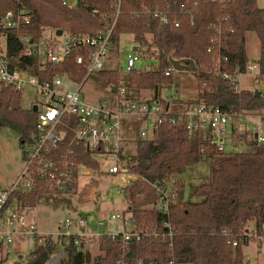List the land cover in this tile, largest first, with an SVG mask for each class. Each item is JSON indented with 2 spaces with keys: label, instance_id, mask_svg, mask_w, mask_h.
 <instances>
[{
  "label": "trees",
  "instance_id": "trees-1",
  "mask_svg": "<svg viewBox=\"0 0 264 264\" xmlns=\"http://www.w3.org/2000/svg\"><path fill=\"white\" fill-rule=\"evenodd\" d=\"M20 2L31 11L32 19L20 31L7 33V54L13 59L19 55L18 34H28L35 40L52 28L71 37L93 36L100 29L113 25L111 45L122 35H132L136 52L143 50L142 56H152L157 62L155 69H139L126 76L131 91H154L153 99L164 103L160 90L163 85L172 83V77L164 75L170 61L191 60L197 68L194 74L198 93L196 100L188 105L220 108L229 115L264 113V91L255 98L252 91L235 89L238 85L236 75L244 74L249 63L246 41L250 33L259 45L258 58L253 62L258 66L259 77L264 78V8H259L256 0H231L223 4L209 0H120L118 9L116 0H76L72 10L64 7L60 0ZM17 8L13 0H0V18ZM156 10L170 11L171 17L178 18L179 27L161 25L152 17ZM224 18L228 19L223 23L228 31L224 34L222 60L217 66L207 49L217 37L218 22ZM75 55L73 53L57 66L48 65L43 79L66 75L75 83L82 82L85 70L75 64ZM30 64L36 66L33 62ZM100 74L109 84L118 81L115 71ZM223 75L229 79H224ZM20 100V91L0 84V127L15 131L22 145L34 132L36 115L22 109ZM248 144L251 149L245 153L205 151V145L198 138L188 139L183 126L170 127L168 124L158 127L154 140H134L128 167L146 183L136 181L126 187L129 207L124 213L135 222L137 231H147V235L127 242H122L121 234L114 238L101 235L99 255L94 260L82 250L84 238L73 235L65 247L66 258L61 264H248L243 248L254 240L253 234L259 235L264 227V143L260 146H255L254 142ZM205 154L211 155L213 162L208 182L194 191L202 198L200 202L185 201L180 185L168 216L151 207L157 197L150 184L170 175H182L197 165ZM85 164L93 167L90 159L85 160ZM71 191L75 194L76 187ZM41 194L53 193L44 188L26 194L11 193L4 210L14 202L21 209H30ZM252 222L254 227L250 230ZM76 240L80 246L74 244ZM122 244H129L125 251ZM57 246L58 242L51 235H37L26 261L10 264H45ZM0 264H8V258L0 256Z\"/></svg>",
  "mask_w": 264,
  "mask_h": 264
},
{
  "label": "built area",
  "instance_id": "built-area-1",
  "mask_svg": "<svg viewBox=\"0 0 264 264\" xmlns=\"http://www.w3.org/2000/svg\"><path fill=\"white\" fill-rule=\"evenodd\" d=\"M13 1L17 3L18 8L7 11L0 18V84L20 92L27 87L32 88L35 91L33 103L37 108L35 111L30 110L36 115L34 132L30 140L22 144L23 168L11 190L0 192V256L8 258V264L12 255L17 256V262L26 261L30 254L21 257L18 253L20 244L29 236L33 238L37 235L41 236L36 233L35 227L26 222L25 209L19 208L17 202L4 210L11 193L26 194L44 188L53 194H73L71 191L73 186L76 187L77 192L82 185L86 188L87 185L96 184V180L91 178L92 174L99 176L107 173L121 178L117 185V193L125 198L126 187L136 181L146 183V180L130 172L128 167L133 153L129 154L127 140L122 137L121 123L125 116L138 117L144 122V127L134 140H154L158 127L168 124L170 127L183 126L187 131L188 139L194 141L198 138L205 145V151L245 153L251 149L248 142H254L255 146L264 143L262 117L264 113L229 115L220 108H205L202 104L176 105L173 93L164 98V103L154 99L141 101L136 99L134 92L128 87L129 91L120 85V80L111 83L110 91L118 97L112 107L101 101L96 104L88 103L81 96L80 91L87 77L102 72L103 62L111 46L110 36L113 25L108 29H100L93 36L83 34L71 37L63 33L51 39L43 35L34 40L28 34H18L16 43L20 50L18 57L13 59L7 54V33L20 31L22 27L28 26L32 19L31 11L22 7L20 0ZM60 1L68 10L76 7V0ZM209 1L223 4L231 0ZM116 6L118 9L120 0H116ZM152 17L163 26L178 28L180 25L176 16L171 17L170 11H153ZM227 20L224 18L218 22L217 37L211 41L212 45L207 49V53L213 56L212 61L217 66L222 60L221 50H225L224 34L228 29L224 28L223 23ZM73 53H76L75 64L85 70L82 82L75 83L66 75L43 79L48 65L62 64ZM139 61L140 56L136 52L126 57V75L139 70L136 66ZM30 62L35 63L36 66L32 67ZM175 72L177 71L170 63L164 75L172 77ZM246 73L252 75L254 84L262 87L258 66L253 60L246 66L244 74L236 75V80L238 81L239 77ZM223 78L229 79L227 75H223ZM64 82H70L75 87L65 88ZM259 91L263 92L264 89ZM247 118L251 119L252 123L245 122ZM236 133L239 136H236ZM87 159H90L93 167H87L85 164ZM82 178L88 179L85 185L81 182ZM149 186L155 190L157 197L151 207L168 216L170 207L176 202L180 190L178 178L170 175ZM9 209L13 211L7 214ZM110 219L118 223L122 222L119 215H112ZM86 223V221L81 222L82 225ZM123 225L125 229L128 226L125 221ZM166 226L169 228L168 224ZM69 228L70 222L66 221L63 228L54 237L52 236L60 243L58 244L61 250L52 254L45 264H60L61 257L65 255L66 258L65 247L69 238L76 235L72 234ZM117 235L109 236L114 238ZM141 235H147V231H137L136 224L132 221V231L121 234V240L122 242L133 238L139 240ZM253 235L254 238L264 239V230L259 235L255 233ZM168 236L171 237L170 232ZM74 244L80 246L77 240ZM128 245L122 244L123 251ZM171 246L172 244H169V247Z\"/></svg>",
  "mask_w": 264,
  "mask_h": 264
},
{
  "label": "rangeland",
  "instance_id": "rangeland-1",
  "mask_svg": "<svg viewBox=\"0 0 264 264\" xmlns=\"http://www.w3.org/2000/svg\"><path fill=\"white\" fill-rule=\"evenodd\" d=\"M256 2L259 8H264V0H256ZM53 31L57 30L52 28L47 29L45 30V35L48 36L49 34L50 37ZM135 47L132 35H122L119 37L118 42L110 46L107 52L108 56L103 62L102 71L113 70L117 72L118 80H120L119 84L123 85L126 89L128 85L125 80L127 76L125 72L126 57L133 52V48ZM246 50L249 62L254 59L257 60L259 45L252 33L247 36ZM136 53L140 56V61L136 64L137 68L142 70L157 68V62L152 56H142L143 50ZM261 81L263 84L264 78ZM64 86L65 88L75 87L70 82H64ZM111 86L107 78L96 72L84 80L80 91L81 96L88 103L96 104L101 101L107 106L112 107L118 97L110 91ZM236 89L239 91H252L254 93L256 91L259 92L260 86L253 83L251 74L246 73L239 77ZM127 90L129 91V89ZM170 93L174 94V101L178 103H175L176 105L195 101L198 93L195 74L175 72L172 76L171 85H163L161 87L160 98L164 99ZM34 97L35 91L32 88L27 87L22 90L21 108L35 111L37 106L33 103ZM153 98L154 91H136V99L138 100H152ZM262 117L264 122V116ZM245 122L252 123V120L247 118ZM143 127L144 122L138 117L125 116L122 118V137L127 140L126 146L129 149L130 155H132L134 149L132 141ZM205 132L207 133V131ZM235 135L239 136L238 133ZM22 151L23 147L19 143L18 134L9 128L0 127V192L10 191L16 182L24 165ZM212 162L213 157L205 154L197 165L187 169L182 175H175L179 180V184L182 185L185 201L194 203L202 200V198L194 194V191L197 186L208 182ZM91 178L96 180V184L92 183L93 186L87 185L86 188H83L82 185L75 194H41L34 207L25 212V220L29 225L35 227L37 234L51 235L53 237L63 228L64 223L69 221V230L72 234L92 236L84 237L82 250L88 252L91 259L94 260L99 255L98 238L101 235H117L124 234L125 231L130 232L132 231V221L129 214L124 213L129 207L128 201L117 193V185L120 183L121 178L107 173L99 176L92 174ZM81 182L85 185L88 179L82 178ZM12 211L13 209H9L7 214H10ZM112 215H119L122 222L112 221L110 219ZM82 221H86V225H82ZM123 221L128 224L126 229L124 228ZM253 227L254 223L252 222L249 224L250 230ZM59 244L55 253L61 250ZM19 247L18 253L21 257H26L30 254L34 248L33 236L25 238ZM243 253L248 260V264H264V239L254 238L253 241H250L243 248ZM64 256L61 257L60 264L65 261ZM20 260L23 261V259ZM16 261V255L9 257V263Z\"/></svg>",
  "mask_w": 264,
  "mask_h": 264
},
{
  "label": "water",
  "instance_id": "water-1",
  "mask_svg": "<svg viewBox=\"0 0 264 264\" xmlns=\"http://www.w3.org/2000/svg\"><path fill=\"white\" fill-rule=\"evenodd\" d=\"M61 35H62V31L58 30L56 32V36H61ZM133 51H135V49ZM170 63L177 72H189L193 74L197 72V68L194 65L193 61L191 60H171ZM260 95H261L260 91L254 92L255 98H258Z\"/></svg>",
  "mask_w": 264,
  "mask_h": 264
},
{
  "label": "crops",
  "instance_id": "crops-1",
  "mask_svg": "<svg viewBox=\"0 0 264 264\" xmlns=\"http://www.w3.org/2000/svg\"><path fill=\"white\" fill-rule=\"evenodd\" d=\"M58 31V30H57ZM57 31H53V33H52V36H50L49 37V34H48V36H46L45 35V33H44V36L46 37V38H48V39H51V38H53L54 36H56V32ZM62 34H63V32H62ZM56 37H59V36H56ZM135 49V51H133V52H136V47L135 48H133V50ZM256 59H254L253 61H255ZM111 71H113V70H111ZM263 86L261 87L260 86V90H262V88L264 89V83L262 84ZM134 95L136 96V92H134ZM25 212H28L29 211V208H27V209H25L24 210ZM34 225V224H33ZM245 259H246V261L248 262V260H247V258L245 257Z\"/></svg>",
  "mask_w": 264,
  "mask_h": 264
}]
</instances>
